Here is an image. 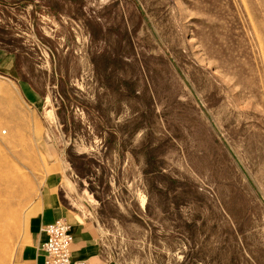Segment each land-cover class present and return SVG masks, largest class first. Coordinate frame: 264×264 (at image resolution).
Listing matches in <instances>:
<instances>
[{
    "label": "rangeland",
    "instance_id": "1",
    "mask_svg": "<svg viewBox=\"0 0 264 264\" xmlns=\"http://www.w3.org/2000/svg\"><path fill=\"white\" fill-rule=\"evenodd\" d=\"M0 53V264L52 171L112 264H264V0H0Z\"/></svg>",
    "mask_w": 264,
    "mask_h": 264
},
{
    "label": "crops",
    "instance_id": "2",
    "mask_svg": "<svg viewBox=\"0 0 264 264\" xmlns=\"http://www.w3.org/2000/svg\"><path fill=\"white\" fill-rule=\"evenodd\" d=\"M10 64V55L0 53V70ZM28 101L35 100V93L26 92ZM62 174L52 171L46 174L35 211L28 219L26 242L19 248L13 264H44V253L39 248L45 239L43 226L57 218L70 224L72 233L71 260L73 264H112L102 250L100 233L92 222L82 218L65 200Z\"/></svg>",
    "mask_w": 264,
    "mask_h": 264
},
{
    "label": "built area",
    "instance_id": "3",
    "mask_svg": "<svg viewBox=\"0 0 264 264\" xmlns=\"http://www.w3.org/2000/svg\"><path fill=\"white\" fill-rule=\"evenodd\" d=\"M45 239L39 248L44 253V264H73L71 260L72 233L70 224L63 218L43 226ZM77 264H85L79 261Z\"/></svg>",
    "mask_w": 264,
    "mask_h": 264
},
{
    "label": "bare ground",
    "instance_id": "4",
    "mask_svg": "<svg viewBox=\"0 0 264 264\" xmlns=\"http://www.w3.org/2000/svg\"><path fill=\"white\" fill-rule=\"evenodd\" d=\"M50 117V116H49ZM2 164H4V165H7V170H9V171H12V166H10L9 165V161H8V159L3 155V153L0 151V165H2ZM14 168V170H16L15 169V167H13ZM17 172H19L18 170H17ZM21 176L23 177V175L21 174ZM20 176V177H21ZM23 180H25V178L23 179ZM25 188V187H24ZM24 194H26V190L24 189V191H23V195ZM21 195V194H20ZM22 197V196H21ZM24 197V196H23ZM7 211V210H6ZM12 212V211H11ZM7 214V213H6ZM9 215V214H8ZM10 219L11 218H5L4 220H6V222H7V226L9 225L8 223H9V221H10Z\"/></svg>",
    "mask_w": 264,
    "mask_h": 264
}]
</instances>
